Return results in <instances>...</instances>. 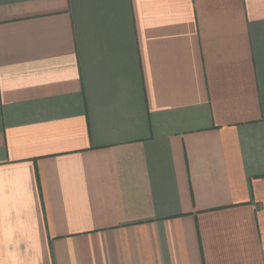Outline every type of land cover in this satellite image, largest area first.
Listing matches in <instances>:
<instances>
[{"label":"crops","instance_id":"1","mask_svg":"<svg viewBox=\"0 0 264 264\" xmlns=\"http://www.w3.org/2000/svg\"><path fill=\"white\" fill-rule=\"evenodd\" d=\"M0 264H264V0H0Z\"/></svg>","mask_w":264,"mask_h":264}]
</instances>
